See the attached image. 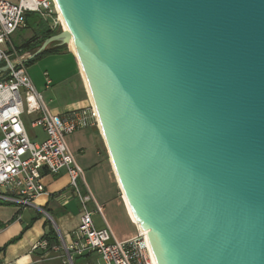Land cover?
Returning a JSON list of instances; mask_svg holds the SVG:
<instances>
[{"label": "water", "instance_id": "obj_1", "mask_svg": "<svg viewBox=\"0 0 264 264\" xmlns=\"http://www.w3.org/2000/svg\"><path fill=\"white\" fill-rule=\"evenodd\" d=\"M54 1L156 263L264 264V0Z\"/></svg>", "mask_w": 264, "mask_h": 264}, {"label": "built area", "instance_id": "obj_2", "mask_svg": "<svg viewBox=\"0 0 264 264\" xmlns=\"http://www.w3.org/2000/svg\"><path fill=\"white\" fill-rule=\"evenodd\" d=\"M29 13L50 20L51 27L60 26L54 0H0V67H8L0 72V201L30 205L45 191L42 169L50 174L65 171L79 200L81 216L71 243L59 237L51 246L65 252L63 264H74L76 258H82V264H157L143 231L136 227V233L128 238L115 236L68 146L67 137L74 131L90 125L98 127L93 105L89 102L87 107L53 114L22 61L31 51L21 55L13 46L10 35L26 27ZM24 116L29 117L30 127L43 131V140L30 138ZM94 214L101 226L94 222ZM31 249H48V240H37Z\"/></svg>", "mask_w": 264, "mask_h": 264}, {"label": "crops", "instance_id": "obj_3", "mask_svg": "<svg viewBox=\"0 0 264 264\" xmlns=\"http://www.w3.org/2000/svg\"><path fill=\"white\" fill-rule=\"evenodd\" d=\"M37 64H43V68L48 69L43 72L44 87L40 84V89H46L54 83L59 84V90H55L67 93H64L68 97L64 104L48 108L53 114H62L88 106L89 100L80 69L70 51L47 54ZM70 84L73 87L70 86L68 91L67 86ZM27 130L32 140L44 139V133L40 128L29 126ZM67 143L97 203L99 205L98 201L104 204L111 203L109 211L114 213L119 212L118 208L121 206L128 218L113 165L98 127L90 125L74 131L67 137ZM41 175L45 191L30 205L21 207L11 202L0 201V264H63L65 254L63 250L55 251L49 247L45 250L32 251L31 248L37 240L47 234L49 228H52L64 243H71L72 231L78 226L81 216L80 203L72 193L65 171L50 174L42 169ZM104 217L110 225L105 215ZM93 220L97 226H101L99 217L98 221ZM128 220L130 221L129 218ZM130 235L131 233L123 239Z\"/></svg>", "mask_w": 264, "mask_h": 264}, {"label": "rangeland", "instance_id": "obj_4", "mask_svg": "<svg viewBox=\"0 0 264 264\" xmlns=\"http://www.w3.org/2000/svg\"><path fill=\"white\" fill-rule=\"evenodd\" d=\"M27 22H28L29 26H27L26 28L18 29L12 35H10V40L16 49H18L32 35L40 36V34H42V32L45 30V24L54 33H56L58 28H59L58 25H56L55 27H51V26H53L52 22L50 20L44 21L39 16L38 13H29L27 16ZM1 47L5 51H9V49L6 48L5 46L1 45ZM23 54L24 53H22L21 55H23ZM45 56H47V55H44L40 60H42ZM40 60L34 61L27 66L28 74L30 75V78L32 79L33 84L35 85L37 90L40 91V93L43 97V100L45 101L47 107L50 109L51 107L60 106L68 100L67 99L68 97L66 95L67 94L66 92H64L66 94H64L62 91L58 92L59 84L53 83L51 86H48L46 89L45 88L40 89V87H39L40 84H42L44 87L43 72L48 70V69H46V67H44L45 69L43 68V64L42 65L37 64V62H39ZM47 66H48V63H47ZM70 86H71V84L67 86L68 91H70V89H69ZM71 87H73V86H71ZM55 89H58V90H55ZM23 118H24V121L27 125V129H29V123H28L29 117L24 116ZM98 202L100 203L102 211L110 223L112 231L114 232L115 236L118 239H123L124 237H126L130 233H131V235H133L136 232V226H134L128 220V218L125 216L124 210L121 206L118 208L119 212L117 211V213L116 212L114 213L113 211L112 212L109 211L110 210L109 207H110L111 203L104 204L100 201H98ZM91 206L92 205L89 204V208H91ZM93 219L98 221V217L96 215H94ZM93 258L95 259V257H93ZM82 263H83L82 258H76L75 259L74 264H82Z\"/></svg>", "mask_w": 264, "mask_h": 264}, {"label": "trees", "instance_id": "obj_5", "mask_svg": "<svg viewBox=\"0 0 264 264\" xmlns=\"http://www.w3.org/2000/svg\"><path fill=\"white\" fill-rule=\"evenodd\" d=\"M26 24H27L26 27L29 26L28 22ZM59 31H60V26H59L56 33H58ZM56 33H54L45 24V30L42 32V34H40V36L32 35L17 50L19 51L20 54L31 51V50L35 49L36 47H38L45 39H47L48 37H50ZM62 52H69L66 45H56V43H55V44H52V46L47 51H44L41 55L35 57L34 59L27 60L25 63L28 66L32 62L39 60L44 55L58 54V53H62ZM42 238H46L48 240V248L58 243V236L52 228H49L47 234H45ZM13 241H11V242H13Z\"/></svg>", "mask_w": 264, "mask_h": 264}, {"label": "bare ground", "instance_id": "obj_6", "mask_svg": "<svg viewBox=\"0 0 264 264\" xmlns=\"http://www.w3.org/2000/svg\"><path fill=\"white\" fill-rule=\"evenodd\" d=\"M55 6H56L57 13H58L57 15H58L59 23H60V25L62 26V29H65V30H66V25H65V23H64V20H63V18H62V15H61L59 9H58V6H57L56 2H55ZM68 45H69V49H70L71 53L75 55V50H74V47H73L72 39L69 40V44H68ZM78 66H79V69H80V73H81V77H82L83 84H84V87H85V91H86L87 96H88V100H89V102H91V104L93 105V101H92V97H91V94H90V90H89V87H88V84H87V80H86L85 74H84L83 69H82V67H81V65H80L79 62H78ZM94 110H95V107H94ZM98 127H99V124H98ZM120 191H121V190H120ZM121 193H122V199H123V203H124V206H125V209H126V214H127L128 218L130 219V221H131V222H132V223H133V224H134L139 230H141V231H143V232L145 233V235H146V239H147V241H148L147 231H146V230H143V229L139 226L138 222L132 217V214H131V211H130V208H129V205H128V202H127V199H126V197H125V195L123 194L122 191H121Z\"/></svg>", "mask_w": 264, "mask_h": 264}]
</instances>
